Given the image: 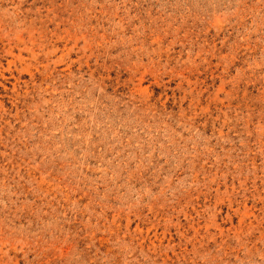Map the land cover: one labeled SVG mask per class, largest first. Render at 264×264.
<instances>
[{
	"label": "rangeland",
	"instance_id": "rangeland-1",
	"mask_svg": "<svg viewBox=\"0 0 264 264\" xmlns=\"http://www.w3.org/2000/svg\"><path fill=\"white\" fill-rule=\"evenodd\" d=\"M0 264H264V0H0Z\"/></svg>",
	"mask_w": 264,
	"mask_h": 264
}]
</instances>
